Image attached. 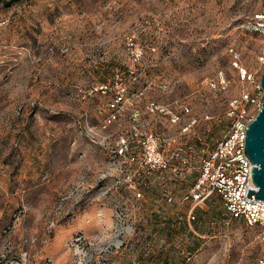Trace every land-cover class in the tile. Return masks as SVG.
<instances>
[{
  "label": "rangeland",
  "instance_id": "rangeland-1",
  "mask_svg": "<svg viewBox=\"0 0 264 264\" xmlns=\"http://www.w3.org/2000/svg\"><path fill=\"white\" fill-rule=\"evenodd\" d=\"M4 1L0 264H74L69 239L76 231L110 237L117 206L131 234L102 264H258V228L231 217L217 194L197 203L184 197L230 125L229 101L260 82L264 38L243 24L264 0ZM234 52L254 82L241 80ZM102 83L107 92L96 89ZM117 84L124 100L104 127ZM151 102L169 112L151 111ZM171 113L180 119L172 122ZM150 134L160 151H179L170 168H108L120 136L141 156L139 141ZM192 208L195 219L188 220ZM149 219L167 223L142 248L138 237L152 228Z\"/></svg>",
  "mask_w": 264,
  "mask_h": 264
},
{
  "label": "built area",
  "instance_id": "built-area-1",
  "mask_svg": "<svg viewBox=\"0 0 264 264\" xmlns=\"http://www.w3.org/2000/svg\"><path fill=\"white\" fill-rule=\"evenodd\" d=\"M243 28L258 33L264 38V9L255 13L249 20L243 24ZM126 42L130 46H135L134 35L126 36ZM232 51V49H231ZM238 52H234V65L238 68L239 76L242 81L247 83L254 82V75L246 68L238 65ZM218 85L225 87L227 79L222 72L217 75ZM113 98L107 103L111 109L110 114L105 116V125L112 122L119 112V104L124 100V88L116 85ZM102 92L108 91V85L102 83L96 87ZM264 102V92L260 82L255 85V90L248 87L243 88L239 96L233 97L228 103V116L230 125L223 137L216 143L214 148L202 158L199 166V176L192 192L184 199L194 200L196 203L203 201L211 194H217L222 200L224 208L231 217L238 218L246 222L249 226L258 228L260 236L264 240V202L250 195L246 196L248 188L257 190L252 181L251 170L252 162L244 153L245 131L248 124L253 120ZM150 110H159L160 112H169L163 104L151 102ZM182 111L189 112L187 106H182ZM180 119L178 113H171L170 120L177 122ZM187 129V128H186ZM143 153L136 156L132 153V146L127 136H120L109 150L108 168L118 166L119 164L135 163L144 171H164L170 168L174 159L181 157L178 150L164 153L158 149V139L150 134L145 139L139 141ZM106 175V174H105ZM138 197L140 191H136ZM167 200L172 201V197L167 195ZM123 206H117L114 216V231L110 237L98 238L89 236L83 231H76L69 239L68 247L74 256V264H102L101 256L106 254L109 249L118 248L122 244L121 237L131 234V227L125 223L127 212ZM21 210L17 213L20 214ZM16 214V215H17ZM188 220H194L195 214L193 208L188 211ZM167 219L160 224L157 220L149 219L152 224L150 231L144 234L143 238L138 237L139 245L145 248L146 237L150 240H156L159 237V229L165 225ZM180 222V221H179ZM151 243L149 244V246ZM258 264H264V252L258 256ZM15 264H21L15 261ZM133 264H141L139 261ZM142 264H147L142 262Z\"/></svg>",
  "mask_w": 264,
  "mask_h": 264
},
{
  "label": "water",
  "instance_id": "water-1",
  "mask_svg": "<svg viewBox=\"0 0 264 264\" xmlns=\"http://www.w3.org/2000/svg\"><path fill=\"white\" fill-rule=\"evenodd\" d=\"M260 86L264 92V69L260 78ZM245 131L244 153L254 165L251 170L252 181L257 190L248 188L246 196L264 202V102Z\"/></svg>",
  "mask_w": 264,
  "mask_h": 264
},
{
  "label": "trees",
  "instance_id": "trees-1",
  "mask_svg": "<svg viewBox=\"0 0 264 264\" xmlns=\"http://www.w3.org/2000/svg\"><path fill=\"white\" fill-rule=\"evenodd\" d=\"M18 1H20V0H6L3 3H4L5 6H11V5H13L14 3H16Z\"/></svg>",
  "mask_w": 264,
  "mask_h": 264
}]
</instances>
